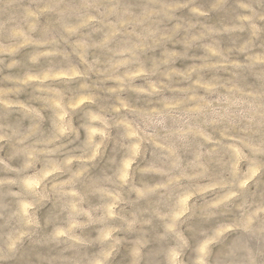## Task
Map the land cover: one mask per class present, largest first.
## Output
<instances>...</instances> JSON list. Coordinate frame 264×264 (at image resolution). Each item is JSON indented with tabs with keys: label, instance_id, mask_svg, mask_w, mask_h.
I'll return each instance as SVG.
<instances>
[{
	"label": "rangeland",
	"instance_id": "rangeland-1",
	"mask_svg": "<svg viewBox=\"0 0 264 264\" xmlns=\"http://www.w3.org/2000/svg\"><path fill=\"white\" fill-rule=\"evenodd\" d=\"M0 264H264V0H0Z\"/></svg>",
	"mask_w": 264,
	"mask_h": 264
}]
</instances>
